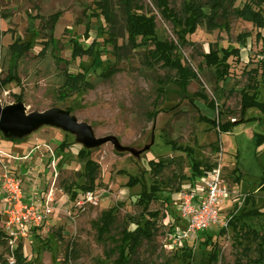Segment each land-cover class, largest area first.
<instances>
[{
	"label": "rangeland",
	"instance_id": "rangeland-1",
	"mask_svg": "<svg viewBox=\"0 0 264 264\" xmlns=\"http://www.w3.org/2000/svg\"><path fill=\"white\" fill-rule=\"evenodd\" d=\"M111 1L115 4L117 0ZM92 2L0 0V105H22L25 114L56 112L85 124L91 141L104 140L98 146L85 148L79 142V133L50 123L29 129L19 139L20 146L6 141L0 132V149L9 155H22L31 144L48 146L53 151L63 140L72 144L60 159L54 155L56 178L47 163L43 170L32 169L35 174H41L36 176L38 183L40 179L44 180L38 199L43 200L53 189L54 203L53 212L37 232L43 241L36 240L32 232L29 238L19 242L25 262L108 264L104 245L97 240L95 222L103 212L114 207L118 225L127 217L137 215L140 209L136 197L140 186L126 188L129 178L149 186L154 180L149 165L164 162L166 167L156 178L161 182L162 192L150 205L151 211L164 213L163 228L153 246L144 245L139 250V257L148 264H160L175 254L180 259L172 264H186V259H190V264H206L213 246H205L204 242L210 235L218 253L216 264H233L239 250L233 243L232 230L223 227L227 218L232 213L248 210L251 205L264 212V186L259 168V164L264 166V140L257 144L258 139L264 138V115L252 108L240 117L239 96L247 84L245 74L257 69L259 99L264 103V54L261 53L264 29L258 30L250 23L231 18L228 32L222 29L208 32L205 27H199L187 38V44L181 45L172 26L162 19L151 0H141L145 13L155 18L156 39L176 45L177 57L197 76L187 86L188 100L179 95L175 71L146 62L151 45L136 50L126 47L119 60L114 57L112 48L106 43L107 26L91 15L94 12ZM171 7L178 9L179 1H173ZM56 12L61 16L51 34L52 40L48 41L49 33L34 17L38 15L45 19ZM86 24L89 25L87 37L84 35ZM239 36H247L244 47L237 41ZM16 40L31 44L32 49L26 56L17 58L9 54L8 46ZM93 40L97 50L95 58L71 60L73 44L86 49ZM125 45V33L120 26L117 46ZM211 47L241 50V63L232 64L230 77L225 82L217 81L214 69L205 66L202 54L208 53ZM260 60H263L262 64ZM109 67H115L117 73L110 79L99 77ZM64 69L71 74L84 73L92 89L72 94L66 100L59 99ZM13 73L18 82L4 85V80ZM17 97L20 102L16 101ZM211 102L216 106L215 110L208 106ZM218 112L222 113L220 123H243L233 126L228 133H219L216 128L199 122L201 117L216 120ZM151 114L155 117L151 118ZM164 141L190 148L203 163H220L230 192L229 202L220 210L221 225L196 235L175 251L165 248L166 222L171 216L177 217L179 195L190 189L191 183L187 181L189 160L184 154L166 147ZM213 144L217 145L218 152L210 147ZM81 148L89 151L90 159L100 167L95 190L99 205L76 214L71 210L72 203L62 190V184L83 183V163L76 157ZM235 168L238 172L233 176L231 172ZM236 178L238 182L233 181ZM23 184L27 192L24 179ZM179 222L174 228L183 226V222ZM254 223V227L262 232L264 219L254 220ZM7 247L0 246L1 264H9ZM185 253L190 257L186 258ZM251 258H257V254L252 253Z\"/></svg>",
	"mask_w": 264,
	"mask_h": 264
},
{
	"label": "trees",
	"instance_id": "trees-1",
	"mask_svg": "<svg viewBox=\"0 0 264 264\" xmlns=\"http://www.w3.org/2000/svg\"><path fill=\"white\" fill-rule=\"evenodd\" d=\"M173 1L175 0H151L162 19L172 26L177 41L181 45H186L187 38L195 34L199 27H205L208 32L217 29L228 32L230 27L229 20L231 18L250 23L258 30L264 29V0H176L179 1L178 9L171 7ZM238 2L239 5L237 6ZM92 5L94 6V12L91 15L94 18H100L107 26L106 43L112 48L113 55L117 60L124 54L126 47L136 50L140 47L151 45L152 50L147 52L146 62L149 63L150 61L155 65L161 64V67L175 71V85L180 93L179 95L181 98L189 100L186 89L190 81L196 80L197 76L177 57L178 48L176 45L172 42L156 39L155 18L145 13L141 0H117L115 4L111 0H93ZM60 16L61 13L56 12L45 19L38 15L34 17L35 21H40L41 28L49 33L48 41L52 40L51 34ZM120 26L125 33L126 45L118 47L117 39ZM88 33L89 25L86 24L85 37L88 36ZM246 38L247 36H239L237 41L240 46H245ZM262 41L264 42V35ZM31 49L32 46L29 42H19L18 40L8 46L9 54L17 58L26 56ZM262 50L261 53L264 54V45ZM96 56L95 40L86 49L76 44L72 45L71 60L82 57L92 59ZM202 57L205 66L214 69L215 79L219 82H225L230 77L232 64L234 62L236 64L241 63V50L237 47L231 49L223 48L221 50L211 47L208 53L202 54ZM262 63L263 60H260V64ZM116 73L115 67H109V69L107 68L99 74V77L110 79ZM245 75L247 77V84L239 92L240 117L244 116L252 108L258 109L264 115V103L259 99L256 81L258 70H250ZM8 77V80H4V85L12 81L18 82L15 73L13 75L10 74ZM90 89H92V84L87 81L84 73L71 74L64 69L63 83L58 90V98L66 100L72 94L83 93ZM16 101L20 102V97H17ZM208 106L212 110L216 109V106L212 102ZM221 114L218 112L216 120L201 117L199 122L216 128L219 133H228L233 126L243 123L237 121L220 123L219 116ZM154 117L155 114H151V118ZM4 139L10 143H19L21 141L7 137H4ZM263 140L264 138L258 139L257 144ZM164 145L172 151L184 154L188 158L190 174L187 181L191 184L216 166V164L203 163L198 160L193 151L188 147L176 146L169 141H164ZM71 147V143L63 140L54 149L53 153L56 158L60 159ZM210 147L214 152H218L216 144ZM76 157L83 163V183L65 182L62 184V190L68 196L71 203H74L86 192L96 190V183L100 172L99 165L90 159L89 151L81 148L77 152ZM149 166L154 178L149 186L136 178H129L125 186L129 189L140 186V192L136 197V205L140 209V212L133 217H127L118 225L116 224L115 217L117 209L114 207L103 212L94 224L97 240L104 245V256L108 264H148L139 257V250L144 245L153 246L156 237L161 234L163 228L162 222L165 220V215L159 211H151L150 205L157 201V194L162 192L161 182L156 180V178L163 172L166 164L158 162ZM259 168L261 170V184L264 186V166L259 164ZM237 172L238 169L235 168L231 173L234 176ZM233 181L238 182L239 180L236 178ZM262 218L264 219V212L255 205H251L248 210L232 213L227 218L226 227L232 230L233 243L239 250L233 264H264V226H262V232L254 227L256 225L254 220ZM179 221L178 216H171L166 226V231L172 230L176 224L180 223ZM39 230L40 228L33 230V233H35L33 237L36 240L43 241L37 234ZM204 244L205 246H213L212 253L209 255L206 264H216L218 253L215 242H212L210 235H207ZM0 246L7 247L6 236L1 230ZM252 253L257 254V258H251ZM185 255L187 256L186 258L190 257L188 253H185ZM13 259L14 264H27L20 243L17 244L13 251ZM179 259L180 256L174 254L170 259H164L160 264H172L175 260ZM185 263L190 264V259H186Z\"/></svg>",
	"mask_w": 264,
	"mask_h": 264
},
{
	"label": "built area",
	"instance_id": "built-area-1",
	"mask_svg": "<svg viewBox=\"0 0 264 264\" xmlns=\"http://www.w3.org/2000/svg\"><path fill=\"white\" fill-rule=\"evenodd\" d=\"M41 148L46 150L47 165L56 178L53 150L48 146ZM36 149L39 147L21 158L6 154L0 149V230L7 239L9 264H14L13 251L17 244L29 238L34 229L41 228L53 212V189L48 191L43 200L35 196L28 202L25 200L23 179L17 173L18 164L28 161ZM229 199L228 184L218 163L206 175L196 179L190 185V189L179 195L176 212L183 226L166 231L165 248H169L170 251L180 249L196 235L221 225L220 210ZM98 205V193L89 191L72 203L71 210H75L76 214L84 213L88 208H96ZM167 224L168 222L166 226Z\"/></svg>",
	"mask_w": 264,
	"mask_h": 264
},
{
	"label": "water",
	"instance_id": "water-1",
	"mask_svg": "<svg viewBox=\"0 0 264 264\" xmlns=\"http://www.w3.org/2000/svg\"><path fill=\"white\" fill-rule=\"evenodd\" d=\"M44 123L58 124L68 132L80 134V143L85 148L95 147L104 140L91 141L89 128L82 123H77L67 116L56 112L30 113L25 114L22 105H0V132L7 138H22L29 129L40 126Z\"/></svg>",
	"mask_w": 264,
	"mask_h": 264
},
{
	"label": "crops",
	"instance_id": "crops-1",
	"mask_svg": "<svg viewBox=\"0 0 264 264\" xmlns=\"http://www.w3.org/2000/svg\"><path fill=\"white\" fill-rule=\"evenodd\" d=\"M29 143H32L31 141ZM15 146H20L21 144H12ZM32 146V147H31ZM31 146L27 147L26 152L23 153L22 155H17L14 154L12 156H16V157H24L26 156L30 151L34 150L36 147H39V149H36L35 151H33V153L30 155V157L27 159L28 161L24 162L23 164H18L17 166V173L25 180L27 186L26 191L25 192V200L30 202L35 196L38 197V195H42L41 194V188H43L44 185V180L40 179V183H38L36 176H40L41 174L37 173L35 174L32 169L37 170H43V166L44 164L47 163L48 160V154L46 153V150H41L43 148H41L42 146H33V144H31ZM32 165V167L35 168H31L29 165ZM38 189V190H37ZM40 190V191H39Z\"/></svg>",
	"mask_w": 264,
	"mask_h": 264
}]
</instances>
